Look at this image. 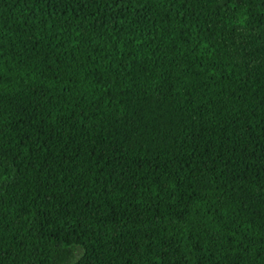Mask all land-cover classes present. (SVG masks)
Wrapping results in <instances>:
<instances>
[{
	"label": "trees",
	"instance_id": "16d2710c",
	"mask_svg": "<svg viewBox=\"0 0 264 264\" xmlns=\"http://www.w3.org/2000/svg\"><path fill=\"white\" fill-rule=\"evenodd\" d=\"M0 264H264V0H0Z\"/></svg>",
	"mask_w": 264,
	"mask_h": 264
}]
</instances>
